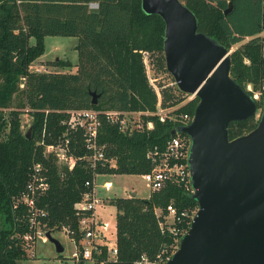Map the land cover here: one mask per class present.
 <instances>
[{"label":"trees","instance_id":"1","mask_svg":"<svg viewBox=\"0 0 264 264\" xmlns=\"http://www.w3.org/2000/svg\"><path fill=\"white\" fill-rule=\"evenodd\" d=\"M182 1L196 14L199 30L228 49L238 45L231 51V75L252 96L261 90L258 107L264 105V0ZM230 1L233 5L225 13ZM93 2L98 5L92 6ZM47 35L79 37L76 70L31 69L45 52ZM165 36L164 18L147 12L142 0H0V264H21L20 260L28 257L22 240V234L29 229L26 206L18 197L26 188L34 160L47 166L49 187L39 201L48 210L43 219L46 228L53 231L70 226L80 240L75 203L82 198L92 169L84 160L70 169L59 164L54 155L46 156L45 145L40 143L42 134L45 130L46 142L64 135L71 136L74 142L75 134L66 123L70 115L67 109L154 111L158 95L150 83L142 51H149L158 67L169 71ZM50 64L59 68L73 66L71 60L64 58H55ZM20 83L24 86L20 87ZM249 83L252 90L247 88ZM160 85L163 106L174 108L170 114H194L199 96L182 103V94L190 93L178 85ZM92 90L100 94L97 103L92 101ZM26 106L35 109L31 111L34 118L30 137L20 123ZM143 119H152L154 127L131 133L104 119L100 140L106 143L107 155L115 160V165L105 169L111 175H139L150 170L153 163L147 157L148 149L165 146L175 134L173 130L184 125L172 117L161 121L157 114L144 115ZM259 120L255 114L231 121L230 138L254 129ZM179 133L189 137L186 132ZM81 138L78 133V148L74 149L77 155L85 152ZM132 194L110 199L116 207L118 258L108 260L105 245L101 254L96 253L94 263L78 264H134L144 252L154 256L164 247L172 253L178 248L180 239L175 238L168 225L162 227L160 221L165 220L170 203L179 211L198 210L194 192L182 183L168 180L148 197Z\"/></svg>","mask_w":264,"mask_h":264},{"label":"water","instance_id":"2","mask_svg":"<svg viewBox=\"0 0 264 264\" xmlns=\"http://www.w3.org/2000/svg\"><path fill=\"white\" fill-rule=\"evenodd\" d=\"M142 4L166 22V63L178 87L199 96L193 120L173 130L191 138L199 208L168 264H264V109L254 129L230 138L229 123L258 108L257 99L231 75L232 50L199 30L196 14L182 0ZM91 93L97 103L100 94ZM47 236L58 252L64 250L51 230Z\"/></svg>","mask_w":264,"mask_h":264},{"label":"built area","instance_id":"3","mask_svg":"<svg viewBox=\"0 0 264 264\" xmlns=\"http://www.w3.org/2000/svg\"><path fill=\"white\" fill-rule=\"evenodd\" d=\"M97 5L95 2L92 3V6ZM142 52L148 73L149 52L147 50ZM151 83L153 84V82ZM171 84L177 85V81L174 79ZM20 85L23 87L24 83H20ZM249 87L250 90L253 89L251 83H249ZM154 88L158 94V103L154 111L93 107L67 109L70 115L66 119V123L75 134L74 142L69 135H64L52 142H46V131L44 130L42 134L40 143L45 145L46 156L54 155L59 164L67 165L70 169H73L79 160H84L92 169V177L85 180L86 190L82 198L75 203V210L79 219V231L81 232L80 240L76 237L75 229L70 226L63 227L75 243L72 257L77 263L81 261L94 263L97 259L96 253L101 254L105 245L108 250L107 259L115 260L118 258L116 224L113 225L98 210V207L104 203L105 194L114 187V181L108 178L112 173L105 169L107 166L115 165V160L107 155L106 143L100 140L104 119L117 124L121 130L131 133L135 129L154 127V121L148 119L145 122L144 115L157 114L161 121H165L167 117L177 118L184 125L189 124L194 118V114L189 112H181L177 115L170 114L174 108H165L162 104L161 88L156 86ZM258 95L257 92H254L253 97L258 99ZM195 96L196 94L193 93V97ZM8 109L10 107L3 108L5 111ZM24 109L30 112L35 110L29 106L24 107ZM48 110L46 109V111ZM136 115L140 117L136 118ZM78 133L82 137L81 146L85 150L83 154L79 155L74 151L78 148L76 143ZM190 148V136L187 137L178 132L166 141L165 146L157 145L148 149L147 157L153 166L141 175L146 180L151 192L162 188L168 180L182 183L189 191H195L192 185V171L189 161ZM46 171L47 166L43 161L34 160L26 188L18 197V201L26 206V221L29 226V229L22 234L23 246L32 256L36 254L35 248L38 240L46 241L49 239L47 236L48 229L43 221L48 215V210L39 203L41 195L49 187ZM196 212L197 210L192 211L190 209L179 211L176 205L170 203L167 206L165 220H161L160 224L162 227L168 225L175 234V238L181 239L190 227ZM173 253L166 247L154 256L144 252L134 261V264H168Z\"/></svg>","mask_w":264,"mask_h":264},{"label":"rangeland","instance_id":"4","mask_svg":"<svg viewBox=\"0 0 264 264\" xmlns=\"http://www.w3.org/2000/svg\"><path fill=\"white\" fill-rule=\"evenodd\" d=\"M264 35V32H262ZM35 38H31V42L34 43ZM79 42V37L76 35H47L45 38L46 49L42 56L37 58L31 65L32 70L37 71H50V70H76L77 62L79 60L78 49L76 44ZM238 45H234L230 50H233ZM149 52V51H148ZM55 58H64L71 60L73 63L72 67L59 68L51 65L50 63ZM148 76L150 83L153 82L154 86L162 87L160 83L164 85H172L171 82L174 80L172 78V73L165 71L158 67V65L153 61L151 53L149 52L148 57ZM152 84V83H151ZM152 84V85H153ZM252 86V84H251ZM21 87V85H20ZM247 88L250 89L249 84ZM253 88V86H252ZM264 88V86H263ZM257 92L258 99H261V90ZM158 95V94H157ZM184 97V102L190 100L193 97V94H182ZM22 108V107H21ZM165 108H173L172 106ZM264 109V105H261L257 108V117H259ZM140 117L136 115V118ZM20 123L22 129L27 131L29 126L33 121V114L30 111L23 108V111L20 114ZM108 178L114 181V187L109 193H104L106 196L104 198V204L100 206V214L105 218L109 219L113 225L116 224V207L110 203V199L114 195H129L130 192H136L139 196L148 197L151 194V189L147 186L146 180L142 177L141 174H125V175H110ZM52 234L60 239L64 246L62 252H58L55 246V243L51 240L42 241L38 240L37 246L35 248V256L28 254V257L22 258L20 260L21 264H78L72 257V252L75 249V243L73 239L69 236L65 228L58 230H53Z\"/></svg>","mask_w":264,"mask_h":264},{"label":"crops","instance_id":"5","mask_svg":"<svg viewBox=\"0 0 264 264\" xmlns=\"http://www.w3.org/2000/svg\"><path fill=\"white\" fill-rule=\"evenodd\" d=\"M103 204H104V203H103ZM101 205H102V204H101ZM101 205H100V206H101ZM100 206L98 207L99 213H100V211H101V210H100ZM103 217H104V216H103Z\"/></svg>","mask_w":264,"mask_h":264}]
</instances>
